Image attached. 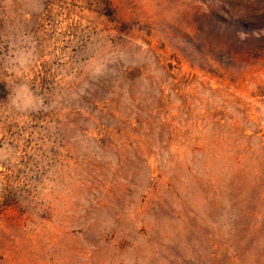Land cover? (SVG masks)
Here are the masks:
<instances>
[{
	"label": "rangeland",
	"instance_id": "1",
	"mask_svg": "<svg viewBox=\"0 0 264 264\" xmlns=\"http://www.w3.org/2000/svg\"><path fill=\"white\" fill-rule=\"evenodd\" d=\"M0 264H264V0H0Z\"/></svg>",
	"mask_w": 264,
	"mask_h": 264
}]
</instances>
